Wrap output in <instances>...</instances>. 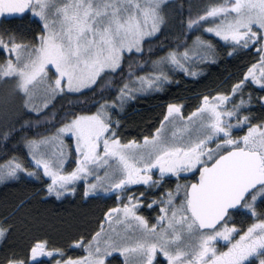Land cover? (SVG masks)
Wrapping results in <instances>:
<instances>
[{
    "label": "snow or ice",
    "instance_id": "6c2138e0",
    "mask_svg": "<svg viewBox=\"0 0 264 264\" xmlns=\"http://www.w3.org/2000/svg\"><path fill=\"white\" fill-rule=\"evenodd\" d=\"M186 8L0 0V18L20 21L0 25V185L24 189L0 213V240L18 216L39 226L26 215L33 200H111L95 228L61 246L35 236L22 253L0 246V264H108L115 254L121 264H264V0ZM223 64L235 71L123 132L133 104Z\"/></svg>",
    "mask_w": 264,
    "mask_h": 264
},
{
    "label": "trees",
    "instance_id": "16d2710c",
    "mask_svg": "<svg viewBox=\"0 0 264 264\" xmlns=\"http://www.w3.org/2000/svg\"><path fill=\"white\" fill-rule=\"evenodd\" d=\"M172 3L179 5L181 2L185 4L184 16L187 17V3L188 0H171ZM200 0H192L193 4L199 3ZM179 19V17H177ZM20 21L12 18H1L0 25H16ZM35 25L32 28L35 29ZM235 71L232 64H223L219 68H212L208 75L199 82L186 81L181 83L180 87H173L169 91L168 97H146L137 103L133 104L127 109L125 114L121 117L124 121L123 132L128 137L135 136L149 121L150 117L159 112L157 105L161 102H167L173 96L182 95L190 96L193 91L200 90L204 84L213 81L221 74ZM257 93H253L256 95ZM16 101L12 104L14 105ZM66 101H57V108ZM62 111V109H61ZM15 141L10 142V146L14 145ZM19 151V149H18ZM2 155V153H0ZM189 180V178H186ZM192 178H190L191 180ZM183 182V181H181ZM174 186L176 181H171ZM39 187V185H36ZM23 188L19 185H0V213H3L5 206L13 201H16L23 193ZM32 190V186H28V191ZM101 197V196H100ZM111 205V200L107 198H98L82 202L79 197L69 196L64 200H56L55 197L44 200H33L27 207L26 215L28 218L39 217V226L33 221L30 226L25 222L23 216H18L17 230L7 240H1L0 246L5 248L14 246L18 252H23V246L30 237H38L48 239L50 247L61 246L66 243V238L73 232L85 230L87 228H95L97 226L96 217L101 215V210ZM144 214L151 216L152 211L145 208ZM240 219V217H238ZM73 256L82 255L83 251L80 249H73L70 252ZM46 264H51L48 257L40 258ZM122 258L115 254L109 258L108 264H121Z\"/></svg>",
    "mask_w": 264,
    "mask_h": 264
},
{
    "label": "rangeland",
    "instance_id": "374dc122",
    "mask_svg": "<svg viewBox=\"0 0 264 264\" xmlns=\"http://www.w3.org/2000/svg\"><path fill=\"white\" fill-rule=\"evenodd\" d=\"M3 88V86H0V89H2ZM15 102V100H9L8 101V105L11 107L12 106V104ZM3 103H4V101L2 100V99H0V106H2L3 105ZM237 134H240V133H237ZM185 178H187V177H185ZM101 197H103V198H106L105 196H104V194H99ZM0 242H1V240H0ZM219 246V245H218ZM84 254V253H83ZM82 254V255H83Z\"/></svg>",
    "mask_w": 264,
    "mask_h": 264
},
{
    "label": "flooded vegetation",
    "instance_id": "af4514ba",
    "mask_svg": "<svg viewBox=\"0 0 264 264\" xmlns=\"http://www.w3.org/2000/svg\"><path fill=\"white\" fill-rule=\"evenodd\" d=\"M187 178H189V180H190V178H192V177H187Z\"/></svg>",
    "mask_w": 264,
    "mask_h": 264
}]
</instances>
